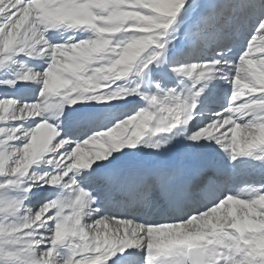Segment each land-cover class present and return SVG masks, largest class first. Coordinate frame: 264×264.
Listing matches in <instances>:
<instances>
[{
	"label": "snow or ice",
	"instance_id": "snow-or-ice-1",
	"mask_svg": "<svg viewBox=\"0 0 264 264\" xmlns=\"http://www.w3.org/2000/svg\"><path fill=\"white\" fill-rule=\"evenodd\" d=\"M0 264H264V0H0Z\"/></svg>",
	"mask_w": 264,
	"mask_h": 264
},
{
	"label": "bare ground",
	"instance_id": "bare-ground-1",
	"mask_svg": "<svg viewBox=\"0 0 264 264\" xmlns=\"http://www.w3.org/2000/svg\"><path fill=\"white\" fill-rule=\"evenodd\" d=\"M197 163H199V162H197ZM205 165H211V166H214V161H212V160H207V161H204L203 162ZM243 177L242 176H238V177H235L234 178V180H235V182L236 183H238V185L240 186V187H244L245 185L242 183V181H243Z\"/></svg>",
	"mask_w": 264,
	"mask_h": 264
}]
</instances>
